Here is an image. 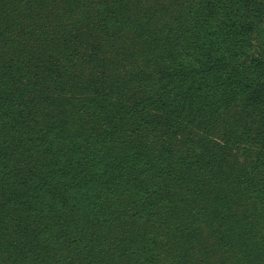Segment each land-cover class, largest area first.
Returning <instances> with one entry per match:
<instances>
[{"label": "trees", "instance_id": "1", "mask_svg": "<svg viewBox=\"0 0 264 264\" xmlns=\"http://www.w3.org/2000/svg\"><path fill=\"white\" fill-rule=\"evenodd\" d=\"M175 1L0 0V264L264 254V0Z\"/></svg>", "mask_w": 264, "mask_h": 264}, {"label": "rangeland", "instance_id": "2", "mask_svg": "<svg viewBox=\"0 0 264 264\" xmlns=\"http://www.w3.org/2000/svg\"><path fill=\"white\" fill-rule=\"evenodd\" d=\"M138 1H141V0H138ZM148 1H150V0H147V2ZM157 1H162L163 3H166V1H169V2H172V1H175V0H157ZM205 0H194L193 1V5H195L196 7H199V6H203L204 4H205V2H204ZM175 2H185V0H176ZM231 3H234V2H232L231 1ZM195 12H187V11H185L184 12V16H183V18H182V21L181 22H179V24H181L182 23V26H189L190 24H191V19L192 18H196L198 21H201V20H203V16H202V12H203V10H201V9H196L195 7H194V9H193ZM166 11V10H165ZM165 11L164 12H162V13H160V12H157V14H158V17H160V18H163V21H164V24H165V28H164V30H163V32H162V35H161V38H162V40L164 41V40H167L168 39V37H170V35H171V32H170V30L169 29H167V27L169 26V23H166V20H168V19H170V20H172V18L173 19H175V16H169V15H167V12L165 13ZM264 13V12H263ZM157 24V23H156ZM147 26L149 27V28H151L152 27V25H150V24H147ZM214 28H219V31L221 30L220 29V25H218V24H216L215 26H214ZM236 29L235 28H233V34H232V37L233 38H231V41L232 42H235V41H238L239 40V37H236V36H239L240 34H238L236 31H235ZM263 33H264V30L262 31ZM261 36H262V39H263V41H264V34H261ZM199 39H202L203 41H208L209 40V37L207 36V33H206V31H202V32H200V33H198V36H197ZM234 37H236V38H234ZM214 38L215 39H217V40H219V41H221L222 40V36L220 35V34H215L214 35ZM213 61L215 60V56H213V59H212ZM255 72H256V74H255V80L256 81H258V82H261L262 84H263V89H264V68H262L261 70H255ZM237 76H241L240 74H238ZM239 84H240V81H239V83H238V85L236 86L237 88L239 87ZM256 115V114H255ZM244 120H248V118L246 117ZM258 120V119H257ZM229 211V212H228ZM234 211V210H233ZM227 212H228V216H229V218H231V219H233V218H235L236 217V221H238V222H241L242 223V221H244V224H246L245 222L246 221H248V222H253V221H255V220H262L263 218H261L260 216H255V217H253L252 219H249V220H246L245 218H243V215L239 218L238 216H240L241 215V213H236L238 216H236V214L235 215H233L232 216V210H230V209H228L227 210ZM240 212V211H239ZM257 213H259L258 211H257ZM260 214V213H259ZM261 215V214H260ZM242 220V221H241ZM248 224H250V223H248ZM200 228H201V226H200ZM202 228H204V234L200 237V239H202V238H207V236L206 235H208V236H210L211 237V234L210 233H212V231H211V228H210V226H209V224L208 223H205V224H202ZM238 229V231L235 233V231ZM249 229L250 228H248V229H244V228H241V227H237V228H232V227H230L228 230H227V232H225L224 234H229L230 235V237H231V239L234 241V242H236L235 241V234H242L243 235V237H245V238H248V239H250L251 241H253V239H254V236L253 235H250L249 234ZM235 233V234H234ZM170 235V234H169ZM240 238L242 239V236H240ZM203 245L205 246V244L203 243ZM230 246H232V245H230ZM199 248V246L197 245V249ZM262 247L260 246V247H256V250H259L260 251V249H261ZM199 250V249H198ZM240 251V248H239V246L237 245V246H235V247H233L232 246V249L231 250H229L228 252V255H225V254H223V252L222 251H217L216 252V248L215 249H209V253H210V256H209V258L212 260V258H214V259H216V260H221L222 258H223V255H225V259H226V262H230V263H228V264H233V262H234V257H236L237 255H236V253L237 252H239ZM72 256H76V255H74V254H72ZM16 258L18 259V256L16 255ZM207 259V258H206ZM196 261V260H195ZM221 262V261H220ZM238 262V261H237ZM237 262L235 263V264H237ZM190 263V262H189ZM11 264H14V263H11ZM19 264H23V263H19ZM225 264H227V263H225ZM238 264H239V262H238ZM245 264H264V254L263 253H261V254H258L256 257H246V259H245Z\"/></svg>", "mask_w": 264, "mask_h": 264}]
</instances>
